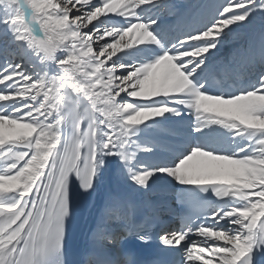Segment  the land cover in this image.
Returning <instances> with one entry per match:
<instances>
[{"label": "snow or ice", "instance_id": "snow-or-ice-1", "mask_svg": "<svg viewBox=\"0 0 264 264\" xmlns=\"http://www.w3.org/2000/svg\"><path fill=\"white\" fill-rule=\"evenodd\" d=\"M162 12L175 7L0 0V264H69L73 188L94 192L112 160L141 193L162 178L184 186L191 211L160 236L180 264H264V33L217 59L264 17V0H223L183 35ZM174 118L187 121L186 146L145 165L138 154L158 151ZM134 212L123 198L106 204L85 264H138L110 252L120 235L151 242L113 229Z\"/></svg>", "mask_w": 264, "mask_h": 264}, {"label": "bare ground", "instance_id": "bare-ground-1", "mask_svg": "<svg viewBox=\"0 0 264 264\" xmlns=\"http://www.w3.org/2000/svg\"><path fill=\"white\" fill-rule=\"evenodd\" d=\"M169 1V0H168ZM171 1V0H170ZM174 2L178 3L177 6L183 7L187 5L192 4V0H173ZM209 2L208 0H203V2ZM211 1V0H210ZM223 0H214L206 4L208 7L214 8L217 4V2H220ZM201 2V0H197L196 4L192 5V9L198 8L199 6L203 7L206 5L198 4ZM221 3V2H220ZM184 4V5H183ZM205 4V3H204ZM176 6V7H177ZM198 6V7H197ZM2 25H0V29ZM250 33V32H249ZM248 33V34H249ZM4 47V44L2 42V39H0V48ZM2 87V86H0ZM158 139V136H155ZM140 154V153H139ZM138 154V157H139ZM153 153H144L141 152V155L143 157H148L149 155H153ZM141 160V158L139 157ZM142 161V160H141ZM109 172L111 174L109 175ZM117 176V178H116ZM109 180H116L115 183L120 184L123 187H127V184L130 185L131 187L132 184L128 180L127 176L121 171V165L115 161L112 160L107 168L104 171L103 178L101 179L99 186L96 188L94 192H90V194H86L81 192L80 197H79V203L76 206V210L78 215L77 217L81 220V222L87 227L90 228L92 226V222L99 216H102L103 210L105 209L106 204L109 203L110 200H112V195L110 192V186L111 184L109 183ZM178 184L172 180L171 178H162L157 183L153 186L156 188H162L166 186H175ZM134 188V187H133Z\"/></svg>", "mask_w": 264, "mask_h": 264}, {"label": "rangeland", "instance_id": "rangeland-1", "mask_svg": "<svg viewBox=\"0 0 264 264\" xmlns=\"http://www.w3.org/2000/svg\"><path fill=\"white\" fill-rule=\"evenodd\" d=\"M209 2H211V1H209ZM209 2H206V1L203 2V0H201V2L198 4V6H199L200 4H202V5H206V4H208ZM204 3H205V4H204ZM198 6H197V7H198ZM206 6H207V5H206ZM207 7H208V6H207ZM182 8H184V6H183ZM208 8H209V7H208ZM257 26H258V28H259V27H262V29L260 30V32H261V34L264 33V17L257 16L256 20H255L251 25H249V26H247V27L241 29L239 35H238L236 38H234L233 40H231V41H229L228 43H226L225 47H226V46H230V45H232L233 42L235 41V39H237V38H241L243 35L248 34L250 31H253ZM250 33H251V32H250ZM250 33H249V34H250ZM260 39H261V38H260ZM222 51H223V50H222Z\"/></svg>", "mask_w": 264, "mask_h": 264}]
</instances>
